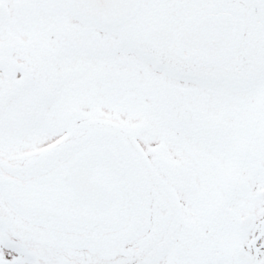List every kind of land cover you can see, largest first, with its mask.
<instances>
[{
  "label": "snow or ice",
  "instance_id": "1",
  "mask_svg": "<svg viewBox=\"0 0 264 264\" xmlns=\"http://www.w3.org/2000/svg\"><path fill=\"white\" fill-rule=\"evenodd\" d=\"M0 264H264V0H0Z\"/></svg>",
  "mask_w": 264,
  "mask_h": 264
}]
</instances>
